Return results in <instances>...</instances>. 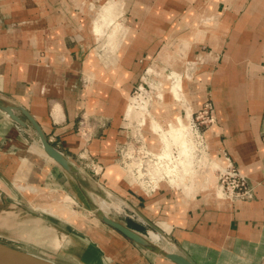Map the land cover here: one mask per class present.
I'll use <instances>...</instances> for the list:
<instances>
[{
  "label": "crops",
  "instance_id": "1",
  "mask_svg": "<svg viewBox=\"0 0 264 264\" xmlns=\"http://www.w3.org/2000/svg\"><path fill=\"white\" fill-rule=\"evenodd\" d=\"M118 4L117 62L103 69L97 62L87 65L95 55L96 35L91 19L89 29L83 27L89 17L76 0H0V95L26 107L50 142L89 174L77 155L95 159L102 171L94 178L155 222L198 264H264V0ZM161 46L158 56H165L172 69L185 71V63H199L195 70L203 69L195 78H181L185 103L196 110L210 95L217 124L206 138L209 152L228 151L254 186L251 196L230 202L203 191L183 201L164 185L151 194L131 189V178L115 162L114 148L124 138L121 123L127 118V95L137 82L139 58L152 60ZM160 68L156 59L151 69ZM164 102L179 105L173 96ZM171 110L153 114L172 119L179 111ZM83 118L94 124L85 141L77 130ZM13 179L68 193L82 206L77 210L82 225L44 210L52 218L26 212L12 201L27 204L11 185ZM8 201L55 230L58 244L71 242V251L83 262L81 253L101 264H173L98 220L72 180L43 152L34 131L17 126L0 111V206ZM126 224L143 232L137 222L128 219ZM127 254L130 263L123 258Z\"/></svg>",
  "mask_w": 264,
  "mask_h": 264
},
{
  "label": "rangeland",
  "instance_id": "2",
  "mask_svg": "<svg viewBox=\"0 0 264 264\" xmlns=\"http://www.w3.org/2000/svg\"><path fill=\"white\" fill-rule=\"evenodd\" d=\"M76 1H77V4L79 5L78 6L79 10L81 12H85L89 17L88 22L86 24L84 23L83 27H85V29L86 28L89 29L90 19H91L92 23H94L95 21H98V24H99L98 32H97L98 34L95 33L96 38L94 39L95 43L93 44L94 49L91 51L92 53L96 54L95 55V61L100 66V68H103V69H108V68L114 67L115 63L117 62V56H118L117 53L115 55H112V56L109 55L108 57H106L107 60H105V61L101 57V53H105V50H106L105 46L108 44V39H109V37H108L109 33L108 32H110L108 28H111L112 30L115 29V31L119 29V31H120V27H119L120 25L118 23H114L116 21V19H119V16H121L122 9L119 8V4H118V2H120V0H109V1L108 0H88V1L76 0ZM89 5H90V9L87 8V6H89ZM120 20H121V18H120ZM179 26H177V27H179ZM94 28H95V26H94ZM87 30H83V31L87 32ZM89 33H91V32L89 31ZM119 35L120 34L116 35V38H118ZM115 42L117 43V42H119V40L116 39ZM162 42H165V41H161V44H162ZM165 44H166V42H165ZM165 44H163V45H165ZM162 46H161L160 50L158 49L156 51L157 55H153L151 57V58H153L152 60H147L146 56H142L139 58V64H138L139 70L137 73V82L132 85L130 95H127L128 96V103L126 104V107H125L126 108L125 112L126 113L128 112V115L129 114L130 115L126 116L127 118L123 117V120H122L123 123H121L122 125L126 126V128H123V131H122L123 135L126 133V131H128L129 134L131 133V134L136 135L137 137H140V139L142 140L143 146L147 149L148 152L151 151L152 153H154L156 157H157L159 152L163 151V146L165 143L160 141L159 137L156 134H154L156 131L159 132L157 130L158 128L155 129L151 126L148 127V124H149V119H150L149 117H151V119H152L154 116L153 111H152V107L154 105H156L157 103H159V102L161 103L164 101L165 95L162 98H158V91L160 90V88H161V91H163V92H164V89L168 90V88L172 87V84H173L172 81L173 80H176L178 86L181 88V78H184L187 76V78L190 77L192 79V78H195L194 76H196L197 74L203 73V69H201V68H199L198 70H195L197 68V65H199V63L194 64V66L190 64L191 68L188 66L189 65L188 63H185L184 65H186L185 68H187L186 69L187 72H186V70L183 71L184 70L183 67H182L181 71H176V70L172 69V66H173L172 63L167 64V58L165 56H162V57L158 56V53L161 51ZM117 49H118V47H117ZM202 50L203 51L207 50V48L205 46H203ZM158 57H159V59H158ZM156 59H157L158 65L163 67V68H160V71H158V72L155 71L154 69H150L152 64L156 61ZM148 67H150V68L148 69ZM89 74L87 72L88 76H90ZM191 79H190V81H191ZM202 80H203V82H205L204 78H201L200 81L202 82ZM168 82H169V86L164 88V83H165V85H168ZM179 91H182V90L179 89ZM138 96H142L147 100L145 109H142V108L130 109L131 112L129 113V107H127V105H130L131 101L134 102L135 98ZM208 97H210V95L206 94L205 101L209 99ZM179 98L182 100V104L183 105L185 104V108L186 107L188 108V111L186 112V115H188V117H187V128H188L189 132H191L189 134L190 135V141L189 142L191 143V147H192V149L190 150L191 151L190 154H192L193 161L191 162L192 164L187 163L186 165H183V166L179 165L181 167L178 166L177 168L172 169V165H173L172 163L174 161L170 158H165L166 156H165L164 151H163L162 158H164L163 160L165 162V165L163 164L164 162H161L163 166L162 167L159 166L160 167L159 169L152 168L153 166H150V171L153 170L159 174L158 176H160V179H159L160 182L156 183L154 185V187H155L154 191H152L148 194H151V193L157 191L158 189H160L161 186L164 185V186H168L169 188H171L174 191V193L181 200L187 201L189 199L190 200L196 199L195 197H193V195L194 194L199 195L200 193H202L204 191V188H205L206 183L202 184V182L197 181L195 179L194 176L196 173H199V179H200V177L201 178H204V177L207 178L208 177L207 172L210 170L212 172V174H214V176H215V177L213 176L214 177V187L216 189V192H218L217 188L215 186L216 185L215 182H216V177H217V171L221 167L223 168L228 163V161H225L226 163H224V165H221V167L210 168L211 167V165H210V152H209L208 144L206 143V145H205V142H206V137H204L205 134L203 133V135H204L203 141L202 140L198 141L195 138V136H194V134L190 128V126H191L190 125L191 113H192V111H195V110H193V108H190L185 103L186 100H184V96L179 95ZM146 118H148V119H146ZM155 119L157 120L156 117H155ZM105 123H107V122L105 121ZM216 124H217V121H215L213 123H206V125H203V127L201 128L202 129L201 131L206 132L211 126L216 125ZM93 126H94L93 122L90 119L87 120V118H86V126L85 127L87 130L91 131V134L93 131ZM153 130H156V131L153 132ZM160 131H161V129H160ZM90 138L91 137H89V139ZM128 138L130 140H132V142H134V140H133L134 138L131 135L128 136ZM157 140H158V142H161V143H158V145L159 146L163 145V146H161L160 149H158V150H154L152 146L155 144V142ZM172 146H174V145H172ZM172 146L168 144L167 147L171 148ZM150 148L153 150H151ZM169 148H167L168 153H166V155L175 156L178 153L175 148H174V151H173V149L171 150ZM220 150H221V153L224 154L225 157L226 156L231 157L226 149L223 151V149L220 148ZM175 157H177V155ZM117 160H118V158L115 159V162L118 164ZM197 166H198V170H196ZM121 170L123 171L122 168H121ZM126 175L130 178V176L128 174H126ZM177 179H179L178 181H183V182L185 181L184 184L188 188L187 192H185L184 189L182 190L183 186H179V183L177 185H174V182L177 183ZM14 180H16V179L11 180L12 186H13L12 181H14ZM181 184H182V182H181ZM37 186H40L42 188H50V187L55 188V187L50 186V185H37ZM13 188L15 189L14 186H13ZM131 189L143 192L137 186V184L134 185L133 182L131 184ZM53 190H57V192L59 194H63L66 198L65 197H64L65 199L60 198L56 195L57 196L56 199L50 200L51 202L49 204H52V206L60 204V205L66 206V207L76 211L77 213H78V211L79 212L82 211V208H81L82 206L77 205V202L68 193L67 194L63 193L60 189H57V188L53 189ZM253 190H254V186H253ZM16 191L20 194V196L22 197L24 202H26L29 205H31V203H30L31 200H34L35 202L38 201L37 199H40L42 201L48 200V199L40 198L36 194L26 193V195L25 194L23 195L20 191H18V190H16ZM218 196L220 197V199H224V200H226L225 198H229L225 195H223L224 197L221 196L219 192H218ZM236 199L237 198H232L231 200L234 201ZM10 203H12V202L8 201L4 206H0V242L5 243L9 246H12L16 249L22 250L24 252L33 254L35 256L45 258V259L50 260V261L57 263V264H82L83 259L81 258L82 260H80L71 251L72 250L71 249V246H72L71 242L63 241V242L58 244L59 240H56L54 237L55 236L54 235L55 230L49 229L48 225H46L45 223H43L42 221H39L38 219H36L34 217H31L29 215L26 216L21 211V209H18L16 207V205H13ZM7 204H9V205H7ZM101 206L106 211L109 208L105 204H101ZM38 210H41V209H38ZM11 215H16V218L14 216H11ZM111 215L114 216L116 219L122 221V222H126L128 219L132 220L135 223L137 222V225H139V227L142 228L143 233H146L147 231L149 233V230H151L136 215H133L131 218V217L126 216L123 213H115L114 211L111 212ZM80 221H83V218H81V220L77 221V222H79L80 225H82L81 224L82 222H80ZM75 223H76V221H75ZM138 223H141L142 225L138 224ZM151 231H153V230H151ZM39 235L41 238L39 237ZM148 236H149V234H148ZM149 239L151 241H153L150 238V236H149ZM153 242H156L161 247L170 248V246L165 242L164 239L161 238L160 235H159L158 240L153 241ZM81 256L85 259V262H83L84 264H100L99 260L91 254L88 255V254L81 253ZM128 257H129V255L127 254L123 258H125L126 261L130 263V261L132 259L128 260Z\"/></svg>",
  "mask_w": 264,
  "mask_h": 264
},
{
  "label": "water",
  "instance_id": "3",
  "mask_svg": "<svg viewBox=\"0 0 264 264\" xmlns=\"http://www.w3.org/2000/svg\"><path fill=\"white\" fill-rule=\"evenodd\" d=\"M0 111L17 126L33 130L45 154L56 165L66 173V175L76 185L84 200V205L92 212V214L112 229L121 233L127 239L133 241L145 251L170 261L173 264H198L184 249H182L165 231H163L155 222L148 219L138 208L132 206L125 198L106 189L99 181L91 174L86 172L81 166L71 160L63 151L57 148L50 142L42 126L38 123L35 117L29 110L17 103L16 101L0 95ZM214 115V114H213ZM215 121H217L216 116ZM247 177V176H246ZM16 205L23 208L26 212L41 218H52L44 211L35 209L19 200H12ZM101 204L107 205L109 208L103 209ZM123 213L128 217L136 215L144 224L151 230L160 234L161 238L170 246L164 248L156 242L149 239L148 231L143 233L138 231L116 219L111 215V212ZM0 249L4 252H9L19 258L25 259L32 264H56L50 260L33 254L16 249L5 243L0 242Z\"/></svg>",
  "mask_w": 264,
  "mask_h": 264
},
{
  "label": "bare ground",
  "instance_id": "4",
  "mask_svg": "<svg viewBox=\"0 0 264 264\" xmlns=\"http://www.w3.org/2000/svg\"><path fill=\"white\" fill-rule=\"evenodd\" d=\"M92 26H93V28L95 26V28L93 30L95 31V33H97L98 32V26H99L98 21H95L94 23H92ZM118 31H119V29L116 30V31H115V29H113L110 32H108L109 33L108 34V37H109L108 44L105 46L106 47L105 53H101V57L104 59V61L107 60L106 57H108L109 55L112 56V55L116 54L117 47H118V42L116 43L115 41H116V39H118V38H116V35L119 34ZM95 55H93L88 60V62H87L88 67L90 65L93 66V64L96 63ZM172 83H173L172 87L168 88V90L165 89L164 92L161 91V88H160V90L158 91V98H162V97H164V95H165V97L166 96H173L175 98V100H179V105H172V104L171 105H167V102L166 103L164 102L165 104H163V102H161V103L159 102V103L156 104V107L154 108V110L157 112V109H158V111L161 113L162 111L163 112L167 111V108L171 107L173 110H171L169 113H171L173 111H179L177 113V116H175L172 119H165V120L162 119V118H157V120H156L154 116H153L154 119L153 118L151 119V117H149L150 119H149L148 127L151 126V127L155 128V129L158 128L157 130L159 132H157L156 130H153V132L156 131L154 134H156L159 137V140L164 142L167 146H168V144L171 145V146L174 145L171 148L167 147L165 144H164V146L163 145L159 146L158 143H161V142H158V140H157L155 142V144L152 146L154 150H158V149H160L161 146H163V151H164V154L166 156L165 158H170V159H172L174 161L172 163L173 164L172 165V169H174V168H177L179 165L183 166V165H186L187 163L192 164L191 162L193 161V157H192V154H190L191 153L190 150L192 149V147H191V143L189 142L190 141V135L189 134L191 132H189V130L187 128V117H188V115H186V112L188 111V108L187 107L185 108V104L183 105L182 104V100L179 98V95L183 96L182 95L183 92L179 91V89L181 90V88L178 86L176 80H173ZM146 102H147V100L144 97H142V96L136 97L134 102L131 101L130 105H127V107H129V113L131 112L130 109H135V108L145 109ZM129 115H128V112H127L126 116H129ZM146 119H148V118H146ZM190 122H191V120H190ZM122 128H126V126L122 125ZM213 128H214V125L211 126L207 131L205 130L206 132H204V134L206 135L207 139H208L209 136L213 135L212 134V129ZM160 129H161V131H160ZM130 135L131 136H135L136 138H139V140L142 143V140L140 139V137H137L136 135L131 134V133L129 134L128 131H126V133L124 134V138H123V140H121V142L126 140V136H130ZM80 137L84 141L87 139V137L82 136L81 133H80ZM118 142L119 141L116 142L115 148H114L116 157H117L116 146H117ZM216 142L217 141H215V143ZM205 145H206V142H205ZM167 148H169L171 150L173 149V151H174V148H175L177 150V152H178L176 154L177 157H175L176 155L175 156L166 155V153H168L167 152L168 151ZM141 149H143L146 152H148L147 149L143 146V144L141 145ZM153 149H151V150H153ZM163 151L159 152L157 157L151 151L149 152L152 155H154L155 158L157 159V166L155 167V166L151 165V166H153L152 168L159 169L160 168L159 166H161V167L163 166L162 163H161V162H164V160H163L164 158H162ZM223 156H224V154H222V153L213 154L211 152L210 153V165H211L210 168L221 167V165H224V163H226L225 161H228V159H227V157H225V156L223 157ZM140 164H141L140 159H134L133 158V160L129 161V162L124 160V163L121 165L120 168L123 169L124 173H126V174L129 173L131 175H135L136 172L134 170H137V172H138V174L140 176V174H142V170L140 169V167H141ZM163 164L165 165V162ZM96 167H97V164H95V168ZM179 167H181V166H179ZM96 169L99 170L98 168H96ZM220 169H222V167ZM196 170H198V166L196 167ZM207 176H208L207 178H205V177L201 178L200 177V179H199V173H196L194 177H195V179L197 181L202 180V184L206 183L205 184V188H204V193L205 192L206 193H211L215 198H218V200H219L220 197L218 196V192L220 193L221 196H223L224 193L222 192V190L218 186L217 177H216V182H215L216 185L215 186H216L218 192H216V189L214 187V177H215L214 174H212V172L209 170L207 172ZM159 178H160V176H159ZM178 180L179 179H177V183L174 182V185H177L179 183V186H183L182 190L184 189V191L187 192L188 188L184 184L185 181L183 182V181H178ZM158 182H160V180ZM181 182H182V184H181ZM12 184L15 187V189L20 191L23 195L24 194L26 195V193H30V194H36L40 198L48 199L47 201H42L40 199H37L38 201H36V202L34 200H31V202H30L31 206L33 208H35V209H41L42 211L43 210L47 211L50 214L56 215L58 217H61L63 220L65 219V220L70 221V222H75V221L77 222L78 220H81V218H83V215H81L80 213H77L76 211H74V210H72V209H70V208H68L66 206H63V205H60V204L52 206V204H49L51 202L50 200L56 199L57 196L60 197V198H64L65 197L63 194H59L57 192V190H53L52 188H42V187L34 185V184L25 183V182H21V181H17V180L12 181ZM193 197L197 198L198 195L194 194ZM227 197H229V196H227ZM225 199L226 200L229 199L228 201L232 202L230 197L229 198H225ZM221 200H224V199H221ZM148 234H149L150 238L153 241H157L158 238H159V235H160L157 232H154V231H151V230H149ZM0 264H32V263H30L29 261H27L25 259H22V258H19V257L15 256V255H12L9 252H4L3 250L0 249Z\"/></svg>",
  "mask_w": 264,
  "mask_h": 264
},
{
  "label": "built area",
  "instance_id": "5",
  "mask_svg": "<svg viewBox=\"0 0 264 264\" xmlns=\"http://www.w3.org/2000/svg\"><path fill=\"white\" fill-rule=\"evenodd\" d=\"M215 122V117L213 115V105L210 99L203 102L200 108L196 109L191 114V130L195 136V138L199 141H203V133L201 128L206 123H213ZM86 120L83 118L79 122L78 132L82 134V136L89 137L91 136V131L86 129ZM134 142L126 136V140L123 142H118L116 146V152L118 158L117 162L119 167L125 161H132L134 159H140L142 174H138L137 170L135 175H131L127 173L133 184H137V186L143 191V193L148 194L154 191V185L159 181V174L155 171H150V166H157V159L154 155L145 150L141 149V141L139 138L132 136ZM261 141L264 143V128L260 134ZM128 138V139H127ZM86 139V140H87ZM78 158L84 160L83 166L85 169H88L92 176H98L101 171L102 167L97 170L95 168V164H98L95 159L90 157L89 155H77ZM228 159V163L222 169H218L217 171V181L218 186L222 190L225 196H229L232 198H247L252 195L253 193V186L248 180V178L240 172L237 168L236 164L234 163L231 157L226 156ZM80 166V165H79ZM162 173V172H161ZM163 174V173H162ZM136 176V177H135ZM166 176V175H165ZM167 177V176H166ZM162 179V178H161ZM141 186V187H140ZM149 191V192H148Z\"/></svg>",
  "mask_w": 264,
  "mask_h": 264
},
{
  "label": "trees",
  "instance_id": "6",
  "mask_svg": "<svg viewBox=\"0 0 264 264\" xmlns=\"http://www.w3.org/2000/svg\"><path fill=\"white\" fill-rule=\"evenodd\" d=\"M130 226L132 225L131 223H128ZM133 227V226H132ZM139 229H141V228H139Z\"/></svg>",
  "mask_w": 264,
  "mask_h": 264
}]
</instances>
